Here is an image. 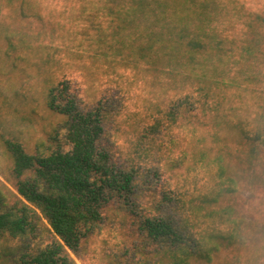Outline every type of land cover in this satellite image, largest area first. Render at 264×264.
I'll use <instances>...</instances> for the list:
<instances>
[{
  "label": "rangeland",
  "instance_id": "rangeland-1",
  "mask_svg": "<svg viewBox=\"0 0 264 264\" xmlns=\"http://www.w3.org/2000/svg\"><path fill=\"white\" fill-rule=\"evenodd\" d=\"M185 29L207 47L189 45ZM65 81L83 106L103 96L121 106L103 145L136 173L129 204L113 199L69 250L77 264H264V142L241 127L264 132V0H0V209L25 200L8 141L31 155L69 148L65 117L48 105ZM187 95L207 111L173 122ZM218 156L234 190L200 211L201 195L220 186ZM30 206L34 229L0 236V264L57 239ZM152 215L187 229L205 255L151 239L142 222Z\"/></svg>",
  "mask_w": 264,
  "mask_h": 264
},
{
  "label": "trees",
  "instance_id": "trees-1",
  "mask_svg": "<svg viewBox=\"0 0 264 264\" xmlns=\"http://www.w3.org/2000/svg\"><path fill=\"white\" fill-rule=\"evenodd\" d=\"M134 1L144 4L148 0ZM179 35L189 37V45L193 47H207L186 29ZM199 89L201 92L205 90L203 86ZM192 100L187 95L178 101L168 115L173 122L188 113L192 114L196 108L207 111L206 101ZM196 103L198 106H195ZM48 105L65 117L62 129L69 148L31 155L21 143L7 142L15 162L14 173L20 178L18 191L25 200L21 205H5L0 209V236L4 233L14 237L28 235L34 229L36 219H39V213L32 205L48 220L57 239L35 252H30L25 245L16 264H77L69 250L75 253L79 250L82 239L94 232L103 221L102 211L113 199L118 197L129 204L134 195L135 171L116 165L110 151L103 145L106 122L119 113L121 106L115 105L110 96H103L93 106H83L68 81L50 90ZM241 127L249 140L264 142V132L245 128L243 124ZM251 151L254 152L255 148ZM215 162L219 166L220 186L211 194L201 195L200 211L205 204L218 202L225 191L234 190V178L225 177L227 168L224 158L218 156ZM24 176L26 178L21 179ZM226 182L228 185H225ZM226 212L228 209H225ZM142 228L151 239L159 240L175 251L180 248L185 258L192 254V243L200 246L195 236L187 229L180 230L170 217H146ZM198 252L205 255L201 246Z\"/></svg>",
  "mask_w": 264,
  "mask_h": 264
}]
</instances>
